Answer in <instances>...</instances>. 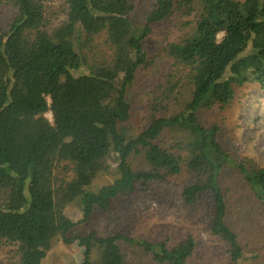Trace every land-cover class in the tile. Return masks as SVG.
Wrapping results in <instances>:
<instances>
[{"label":"trees","instance_id":"16d2710c","mask_svg":"<svg viewBox=\"0 0 264 264\" xmlns=\"http://www.w3.org/2000/svg\"><path fill=\"white\" fill-rule=\"evenodd\" d=\"M138 1L0 0L13 9L0 26V264H42L58 238L84 249L81 264H209L194 217L229 264L264 255V160L202 119L239 88L264 91V0H158L143 28ZM163 23L178 32L157 58L179 79L129 135V91ZM111 159L118 177L92 190ZM155 198L179 209L171 223L138 207ZM74 201L111 234L71 237Z\"/></svg>","mask_w":264,"mask_h":264},{"label":"rangeland","instance_id":"374dc122","mask_svg":"<svg viewBox=\"0 0 264 264\" xmlns=\"http://www.w3.org/2000/svg\"><path fill=\"white\" fill-rule=\"evenodd\" d=\"M157 1H138V8L134 16L136 26L144 27L148 13ZM12 16L13 9L5 2L0 9V26L9 29ZM169 29L178 32L177 24H159L155 26L147 40V51L150 61L148 66L138 72L136 80L130 88L128 99L132 108V116L121 127L129 135L137 134L144 125V119L148 115V106L161 97L164 89L166 90L174 82H178V76L175 79L173 78L171 63L162 58H157L159 55L158 50L161 49L160 42L165 43L163 39ZM96 44L97 48H103L104 50L102 38L98 39ZM239 89L240 97L228 109H213L202 112V119L208 124L218 123L223 129L224 136H230L236 146H240L247 154L264 160V91L257 85L245 86ZM175 97L167 100L166 103L171 102ZM47 117L50 120L52 119L50 113L47 114ZM169 136L171 137L172 134ZM109 166L111 168L109 173L99 177L92 190L97 191L102 186L111 184L118 177L116 172L117 165L113 159L109 161ZM227 177L230 178V173H227ZM170 204L165 203L160 198H155V200L144 201L138 207L148 210L154 220L161 219L163 222L171 223L180 211ZM65 214L76 223V226L69 234L71 237L90 233L98 236H107L112 232V224L105 216L99 213L93 214L90 220L83 221V211L78 201L70 203L65 208ZM193 219L197 223L199 257L202 259L200 263L229 264L230 258L227 247L217 239L209 236L204 220H200L199 217H194ZM83 251L84 249L76 242L68 245L62 238H58L53 242L52 248L42 264H81ZM259 255L258 260H247L241 264H264V255ZM1 257L6 258L8 256L2 252Z\"/></svg>","mask_w":264,"mask_h":264}]
</instances>
